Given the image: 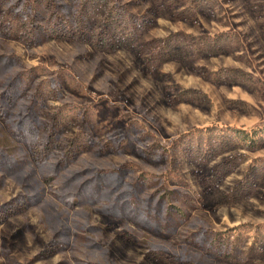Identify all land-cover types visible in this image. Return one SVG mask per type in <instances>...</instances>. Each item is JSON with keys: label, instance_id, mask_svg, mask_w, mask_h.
Wrapping results in <instances>:
<instances>
[{"label": "rangeland", "instance_id": "1", "mask_svg": "<svg viewBox=\"0 0 264 264\" xmlns=\"http://www.w3.org/2000/svg\"><path fill=\"white\" fill-rule=\"evenodd\" d=\"M0 264H264V0H0Z\"/></svg>", "mask_w": 264, "mask_h": 264}]
</instances>
